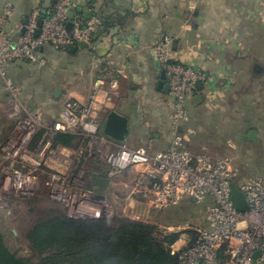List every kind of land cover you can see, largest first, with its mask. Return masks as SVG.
<instances>
[{
    "label": "built area",
    "instance_id": "2783aa9c",
    "mask_svg": "<svg viewBox=\"0 0 264 264\" xmlns=\"http://www.w3.org/2000/svg\"><path fill=\"white\" fill-rule=\"evenodd\" d=\"M77 6V0H56L47 10L37 36L34 33L41 9H33L27 23L22 21L17 26L18 35L13 41L3 31L11 5L6 3L0 12V77L7 86V110L14 121L0 147L1 203L13 197L31 198L39 177L44 176L48 197L62 206L68 219L112 218L115 207L105 194L90 189L87 180L91 183L92 177L105 178L109 181L108 189L113 186L111 181L130 177L131 181L122 185L126 197L139 195L153 210L167 209L186 199L204 206L207 227L180 240L172 252L178 256V264H264V176L255 175L236 183L248 204L247 212H239L231 199L230 186L234 185L236 174L229 159L193 153L186 148L179 130L189 120L185 102L198 93L196 82L203 84L208 76L176 62L170 54L168 36L153 46L156 63L166 75L171 106V137L164 150L154 149L151 143L129 148L125 142L102 135V121L95 106L112 102L118 90L115 78L98 76L88 98L84 102L65 101L50 125L44 123L40 114L21 107L17 99L19 89L4 76L7 65L14 60H26L45 66L47 60L40 50L45 46L61 52L79 43L90 45L99 18L92 16L82 24L74 17ZM70 11L72 28L68 30ZM103 89L105 93L99 100ZM41 130L46 132L45 136L32 145ZM56 134L74 136L73 146L53 147ZM84 165L91 169L84 172Z\"/></svg>",
    "mask_w": 264,
    "mask_h": 264
},
{
    "label": "crops",
    "instance_id": "0c3cea01",
    "mask_svg": "<svg viewBox=\"0 0 264 264\" xmlns=\"http://www.w3.org/2000/svg\"><path fill=\"white\" fill-rule=\"evenodd\" d=\"M77 3L74 13L82 6L89 18L97 16L99 23L90 45L58 52L57 57L63 63L61 72L72 80L61 79L70 86L67 97L84 102L95 77L117 79L113 103L98 113L101 121L104 123L111 111L124 116L129 131L140 130L145 144L153 142L157 150L167 148L171 137L168 91L157 90L158 82L167 85V80L166 76L160 77L162 70L153 51L154 44L163 36L170 38V54L176 62L202 71L210 80L211 93L207 98L200 92L203 101L193 104L194 113L208 106L213 108L212 113L223 115L228 112L226 98L231 89L238 92L246 83L253 88L264 86L261 83L264 81V0H77ZM53 4V0H20L17 7L48 10ZM51 51L57 52L46 47L45 56L52 55ZM235 77L240 81L234 82ZM58 114L50 115L52 121ZM244 118L237 127L244 129L242 135H236L239 141H247L245 135L251 125L256 131L264 126V105L258 111L251 109ZM188 121L179 127L183 136L191 137L192 143L185 146L193 153H204L200 152L203 146L196 144V133L189 128ZM217 127L215 131L221 138L231 142L236 131L221 133L223 128L217 131Z\"/></svg>",
    "mask_w": 264,
    "mask_h": 264
},
{
    "label": "rangeland",
    "instance_id": "374dc122",
    "mask_svg": "<svg viewBox=\"0 0 264 264\" xmlns=\"http://www.w3.org/2000/svg\"><path fill=\"white\" fill-rule=\"evenodd\" d=\"M2 2L5 1L0 0V5ZM6 3H9L11 7L3 31L6 35L5 37L13 41L17 37V35L14 36L17 32V25L22 22L21 20L26 19L36 7H33L31 10L30 7H17L20 0H9L0 7V12ZM51 52L52 55L46 54V56L44 53L47 60L45 66H39L36 63L26 60H14L7 65L4 72V76L8 82L13 87L15 86L19 89L17 99L21 107L27 111L40 114L44 123L47 125H50L53 119L50 115L60 112L64 102L69 100L67 94L68 87L70 86L66 85L65 82H72L70 80L71 77L67 78L63 71L61 72L60 66L63 64L61 62L62 59L57 57L60 53ZM63 78L66 79L65 82H61ZM209 81L207 80L204 83V89L201 90V93L205 94L207 98L211 93V87L208 85ZM233 81L239 82V77H235ZM261 83L264 85V81ZM93 85L94 81L90 86L89 94L93 91ZM72 86L76 85L73 83ZM6 87L5 80L0 77V147L14 123L13 119L9 118V112L7 110L9 93ZM233 90L231 89L232 93L226 98L229 99L227 106L228 112H225L223 115H219L218 112L212 113L211 110L213 108H208V106L207 108L202 106L194 113L195 105L193 106L191 98L186 99L185 106L192 113L191 116L189 114L187 124H191L189 128L196 133V144L198 143L201 147L203 146L200 152L214 157L228 158L230 166L236 174L235 180L232 181L238 183L251 176H264V126L261 125L262 129L257 130L259 132L256 135V142L254 144L248 141L236 140V135H242L244 132V129L238 130L237 127L245 120V115L251 109L258 111V107L264 105V100H262L264 99V86L257 85V87L253 88L249 85L247 86L246 83L238 92H233ZM104 93L105 89H103L101 96L99 95V99L103 97ZM232 96L236 99L232 98ZM112 103L113 101L110 104ZM108 105L100 107L97 103L95 109L99 113L103 108L107 110ZM100 118L101 116L99 114L98 119L101 121ZM190 121L191 123H189ZM217 125H219L217 131L223 128L221 133H226L230 130L236 131L231 142L223 140L215 131V126ZM250 127V129L255 128L253 125ZM139 133L140 130L138 132H130L125 141L129 148H138L145 145L146 141L143 140L144 138L142 139ZM190 138L184 135V141L187 145L188 143H192ZM151 144L153 147L154 143L152 142ZM260 158L263 162H261ZM83 168L84 172H88V169H91L90 166L85 165ZM129 180L131 181L130 177L126 179L125 176L123 178L121 177V179H115L111 181L114 182L113 186H111L112 188L109 187L106 190H99L88 180L87 186L97 193L105 194V197L109 199L116 209V214L114 215L116 218L152 226L154 232L159 236L174 232L181 233L178 241L171 246L172 252L174 248L178 247L180 240H184L197 230L207 227L204 206L195 204L191 199H186L176 206L163 210L149 208L145 200L139 195L132 196L128 199L124 193L126 191L122 189V185L129 183ZM1 202L0 200V233L13 252H16L19 257L29 258L32 264H36L39 258L33 256L31 253L30 245L25 238V234L38 219L45 218L47 215L64 213L62 206L48 197L47 190L45 189L44 176L39 177L38 186L31 198L23 199L21 197H13L4 204ZM126 217L132 218L133 220Z\"/></svg>",
    "mask_w": 264,
    "mask_h": 264
},
{
    "label": "trees",
    "instance_id": "16d2710c",
    "mask_svg": "<svg viewBox=\"0 0 264 264\" xmlns=\"http://www.w3.org/2000/svg\"><path fill=\"white\" fill-rule=\"evenodd\" d=\"M89 16L82 6L74 13L82 24ZM93 37L92 33L90 44ZM45 48L40 50L44 52ZM45 133L39 131L32 145ZM74 141L72 135L56 134L52 146L71 148ZM180 236L179 232L159 236L152 226L115 216L100 220L68 219L64 213L38 219L25 234L31 253L39 258L36 264H178V256L172 253L171 246ZM0 264L32 263L13 252L0 233Z\"/></svg>",
    "mask_w": 264,
    "mask_h": 264
},
{
    "label": "water",
    "instance_id": "95a60500",
    "mask_svg": "<svg viewBox=\"0 0 264 264\" xmlns=\"http://www.w3.org/2000/svg\"><path fill=\"white\" fill-rule=\"evenodd\" d=\"M56 0H53V3H55ZM47 11L45 9L40 10V17L37 21V29L35 30V36L39 35V28L41 27V24L43 20L46 18ZM69 21L66 24V28L70 30L72 28V22L70 21L73 18V12L70 11L68 13ZM24 24L27 23V20L25 19ZM21 32H24V28L21 30ZM80 48H84L86 45L85 43H79L77 45ZM73 50V48H71ZM165 72H161V79L165 78ZM195 87L198 91V93L192 98V103L194 105H198L203 101L201 90L203 89V84L201 82H196ZM157 90L167 92L168 91V85H165L163 81L158 82L157 84ZM101 133L106 138L116 141L118 143H124L129 136V128H128V120L124 116L111 111L109 112L104 120V123L102 125ZM256 135L257 131L255 129H250L247 131L245 138L248 142H256ZM92 185L96 186L99 190H104L108 187L109 181L105 178L100 177H92L91 178ZM230 192H231V199L235 205V208L239 212H247L248 211V204L245 199L244 194L235 187V185L230 186ZM102 198V197H101ZM258 254H255V257H257Z\"/></svg>",
    "mask_w": 264,
    "mask_h": 264
},
{
    "label": "flooded vegetation",
    "instance_id": "af4514ba",
    "mask_svg": "<svg viewBox=\"0 0 264 264\" xmlns=\"http://www.w3.org/2000/svg\"><path fill=\"white\" fill-rule=\"evenodd\" d=\"M102 123H103V121H102ZM103 125V124H102Z\"/></svg>",
    "mask_w": 264,
    "mask_h": 264
}]
</instances>
